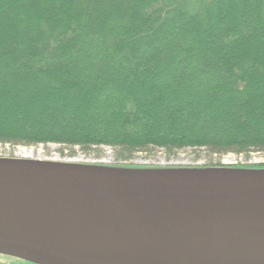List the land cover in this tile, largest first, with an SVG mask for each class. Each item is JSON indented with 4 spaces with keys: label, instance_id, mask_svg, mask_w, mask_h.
Instances as JSON below:
<instances>
[{
    "label": "trees",
    "instance_id": "1",
    "mask_svg": "<svg viewBox=\"0 0 264 264\" xmlns=\"http://www.w3.org/2000/svg\"><path fill=\"white\" fill-rule=\"evenodd\" d=\"M0 143L263 152L264 0H0Z\"/></svg>",
    "mask_w": 264,
    "mask_h": 264
},
{
    "label": "water",
    "instance_id": "2",
    "mask_svg": "<svg viewBox=\"0 0 264 264\" xmlns=\"http://www.w3.org/2000/svg\"><path fill=\"white\" fill-rule=\"evenodd\" d=\"M249 243H264V169L0 159V254L31 264H208L190 256Z\"/></svg>",
    "mask_w": 264,
    "mask_h": 264
},
{
    "label": "rangeland",
    "instance_id": "3",
    "mask_svg": "<svg viewBox=\"0 0 264 264\" xmlns=\"http://www.w3.org/2000/svg\"><path fill=\"white\" fill-rule=\"evenodd\" d=\"M23 149H28L30 157H23ZM0 159H26L33 161L71 163L79 165L157 167L151 169H205L230 168L250 169L264 166V151L249 154H215L206 148H185L167 150L148 148L132 154L120 148L107 146L82 150L80 147L59 144L16 146L0 143ZM120 168V167H119ZM17 258L0 254V264H20Z\"/></svg>",
    "mask_w": 264,
    "mask_h": 264
},
{
    "label": "bare ground",
    "instance_id": "4",
    "mask_svg": "<svg viewBox=\"0 0 264 264\" xmlns=\"http://www.w3.org/2000/svg\"><path fill=\"white\" fill-rule=\"evenodd\" d=\"M23 149V157H30ZM191 258L208 264H264V243H249L241 246L221 247L215 250H200Z\"/></svg>",
    "mask_w": 264,
    "mask_h": 264
}]
</instances>
